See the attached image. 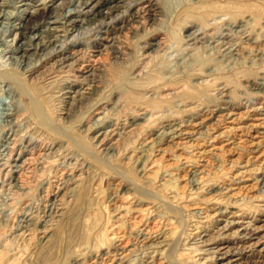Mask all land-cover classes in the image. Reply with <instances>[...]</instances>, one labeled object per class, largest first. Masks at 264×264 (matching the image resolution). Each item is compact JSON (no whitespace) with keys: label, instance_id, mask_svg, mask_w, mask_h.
<instances>
[{"label":"rangeland","instance_id":"1","mask_svg":"<svg viewBox=\"0 0 264 264\" xmlns=\"http://www.w3.org/2000/svg\"><path fill=\"white\" fill-rule=\"evenodd\" d=\"M188 1L163 0V5L159 4L161 7L159 14L162 15L156 16L161 19L151 17L149 20L145 18L141 22L128 24L113 35L114 37L117 35L114 38L116 40L113 39V42L103 46L98 45L97 48L93 46L95 29L85 28L83 34L75 39L82 41L83 44L74 50V57L61 67L53 60L44 63L34 73L36 77L18 69L7 58V47L0 45V70L15 69L27 89L44 101L47 106L44 110L51 122L61 115L62 119L59 121L61 126H66L67 131L79 139L77 144L81 146L86 144L89 150L97 155L93 159L88 152L79 148L67 133L57 135L39 128L29 111L24 119L21 118L12 125L7 124L6 112H10L11 104H19L25 110L27 103L23 95L11 92L12 83L0 77V152L5 149L7 140L5 138L12 134L14 136L12 153L8 154L7 158L5 156V159L0 156V163L3 159L5 165L4 167L0 164V264H103L105 261L108 262L104 264H116V257L112 256L116 250L119 252L127 250L130 264H147L154 255L143 246V242L152 244L163 238L164 245L162 244L159 252L161 256L158 257L162 263L208 264V261L202 258V254H199L200 250L195 240L199 234L206 231L212 233L216 236L215 240H218L219 227L224 222L200 220L201 213L197 206H200L201 200L198 197H190L193 192L190 173L192 168L182 165V155L189 157L205 172L203 177L208 193L203 195L207 194L208 197L212 196L211 194L218 195L225 187L232 189L231 193L235 190L238 192L231 200L226 199L227 202L221 203L220 208L223 212L226 207L233 205L239 208L246 220L253 222L261 220L264 223V187L256 184V188L250 190L251 182L247 181L249 178L245 181L232 178L230 160L233 157H241V154L243 158L249 155L250 151L244 148L250 139L249 134L243 132L227 134L222 139L228 140L229 144L225 146L228 148L221 150L219 152L221 154L206 157L205 160L197 157L196 150L184 153L175 147H169L159 158L158 166L150 178L137 171L131 164V157L145 136L158 130L172 117L181 120L192 113V109L181 108L177 105L178 102H182V106H188L187 102L190 100L205 103L208 106L206 114L210 116L215 115L216 111L219 112L221 105H227L243 115L250 113L252 105L264 107V0L228 3L230 4L228 10L234 20L240 24L242 21L247 22L243 32L237 38H233L234 41L246 44V51L259 54L263 62L255 65L238 64L228 71H218V74H213L209 76L210 78L203 75L205 66L196 74L177 76L178 74L173 72L175 76L168 74L169 78L166 79L161 76V69H174L173 62L186 40L184 39L183 43L181 38L187 26L192 25L191 29L203 28L207 21L225 13L228 6L221 1L219 4L223 5L219 6L217 13H212L211 19L204 21L195 7H187ZM0 3V8L6 3L4 10L7 13L16 12V7L11 6V0H0ZM38 3L31 2L35 7ZM4 22L9 23L11 19ZM219 28L214 25L210 31L207 30L211 35H207L205 40L214 35L217 38ZM12 38L13 36L8 37L9 40ZM69 38L65 43L73 40L72 37ZM150 42L158 44L148 49L146 46ZM195 43L201 45L198 41ZM170 46L173 50L166 51ZM96 49H99V53L95 52ZM142 51H147L146 56L142 55ZM195 53L202 56L201 58L205 56L204 59H210L206 48L201 47ZM85 71L93 72L94 76L86 77L89 73ZM93 77L99 80V95L92 102H86V106L83 105L80 111L79 107L71 106L64 98L65 88L72 81L80 84ZM247 82L255 85H247ZM222 91L229 97L227 99L229 103L224 101L223 97H218ZM68 108L72 109L69 111L72 117L69 118L73 120L63 119L62 112H67ZM143 112L146 117L142 120ZM107 113L114 118L116 127L121 130V146L114 153L109 150L100 152L94 144L95 140L91 138L89 129L96 118L109 116ZM68 120L72 122L69 123ZM133 122H137V125H133ZM130 126L134 127L132 134H126V128ZM23 149L26 152L24 168H21L19 173L21 175L17 176L18 181L14 183L15 180L7 165L10 164V157H16ZM107 153L110 159L107 158ZM171 166L178 170L172 177L166 176L165 174L169 173L168 167ZM182 175L186 177L184 181L180 179ZM129 176H135L144 188L139 190L134 188L127 180ZM257 176L259 174L254 177ZM74 183L78 188L87 189L88 196L86 195L85 201L77 208L75 200L67 203L70 213L75 211L77 216L72 235L66 238L70 224L55 221L49 238L44 239L46 241L44 242L40 238V230L44 223L48 224L54 220L50 208L57 200L54 197L57 187L60 185L65 191L74 186ZM116 188L120 195L124 194V199L129 201L127 205L133 208L131 213L124 214L127 209L122 210L119 203L112 199ZM158 195L168 203L158 200ZM26 217L31 219L29 227L16 230L20 219ZM23 230L31 233L30 240L22 239L20 233L24 232ZM241 248V244L234 240L229 246L232 254H240L241 264H257L255 255H249ZM261 259V264H264V258Z\"/></svg>","mask_w":264,"mask_h":264},{"label":"bare ground","instance_id":"2","mask_svg":"<svg viewBox=\"0 0 264 264\" xmlns=\"http://www.w3.org/2000/svg\"><path fill=\"white\" fill-rule=\"evenodd\" d=\"M221 1L228 5L226 7V12L219 15L216 14V18L211 19V14L217 13L219 6L223 5L219 4ZM239 1L245 2L248 0H189L188 6H184H187L188 8L195 7V9L201 13V17L204 21L208 20L209 18L211 20L207 21L203 28L191 29L192 25L187 26V29L183 31V37L181 38L183 43L184 39L186 40L183 44L180 54L176 55V58L173 62L174 69H161V76L166 79L169 78L167 76L168 74H170V76L174 75L175 73L178 74L177 76L182 74L187 75L189 73L196 74L197 72H201L202 67L205 66L206 69L203 70V75H205L207 78H210L209 76L218 74V71H228L238 64L249 63V65H255L262 61L264 57L262 58V56H259L255 50L254 53L256 54H253L252 51L249 50L246 51V44L234 41L233 39L237 38L239 34L243 32L244 26L247 25V22L245 21H242V24H240V22L238 23L237 20H234L233 15L228 10L230 4ZM31 2H35V4L39 2L40 4L38 3V5L35 7V5H32L33 3L31 4ZM31 2L25 0H11V6L16 7V12L12 11L11 13H7L4 10L6 3H3V6L0 8V45H5L7 47V58L12 63H14L18 69L27 72L30 76L37 72V68L51 60L57 63L60 67L66 65L65 63L74 57V50L79 47V45L83 44L82 41L75 39H77L81 33L83 34V30L85 28L88 29V27H93L95 29L96 32L95 36L93 37V46H95L94 48H97L98 45L103 46L116 40L114 38L117 35L115 37L113 35L127 27L128 24L141 22V20L145 18L146 20H149L151 17L152 19L153 17L155 19L156 16H161L162 14H159L161 13L159 12V9H161L159 4L162 3L163 5V0H31ZM16 3L20 6H17ZM31 6L35 8L30 10L29 8H32ZM156 18L161 19V17ZM7 19H11V22H4V20ZM214 25L220 27L217 33V38L216 35H214L212 37L213 39L210 36L209 39L205 40L207 35H211L209 34L210 32H207V30L210 28L212 29ZM9 36H13V38L9 40ZM69 37H72L73 40L70 43H65V40ZM195 41H198V43L201 45L198 46ZM114 43H112V45ZM157 44L156 42H150L146 47L151 49ZM201 47L204 49L206 48V51L209 53L208 57H210V59H204L205 56L201 58L202 56H199L195 53V51L199 50ZM172 48L173 47L170 46L166 51L170 49L169 51L171 52L173 50ZM95 52L99 53V49H96ZM146 52L147 51H142V55L146 56ZM207 62L209 64L206 65L205 63ZM197 66L201 67L198 68ZM85 73H89L86 76L88 78L90 76H94L93 72L90 73V71H85ZM0 77L3 78L4 81L12 83L10 86L11 92L23 95L27 103V109L25 108L26 112L24 109H22L21 105L16 103L11 104L10 112H6L7 124L12 125L19 119H24L25 114L29 111L31 116L34 117L38 123L36 124L39 126V128L45 130L46 132L55 133L57 135H64L63 133H67V135L69 134L74 143H76L79 148L81 147L83 150L88 152L89 155L93 157V159L96 158L97 155L95 152L90 151L86 144H83L82 146L77 144L79 139L68 132L66 126H61L59 122L62 119L61 115L57 117L53 123L51 122L50 117L44 110V108L47 107L44 101L30 92L31 90L27 89L15 69H1ZM98 82L99 80L97 77H93L90 80L88 79L85 81V83L80 84L72 81V83H70L67 87L64 85V87H66L64 91V98L68 100V103L71 106L75 108L79 107L80 110V108H82L86 102H92V100L96 99L99 95ZM250 84L251 86L255 85L251 82H247V85ZM260 84H262V82ZM218 97H223L224 101L229 103V100L227 101L229 97H227L224 91L219 93ZM182 104V102L177 103V105L181 108L189 107V109H192V113H190L186 119L179 120L175 117H172L168 119L158 130H155L152 134L145 136L140 143V146L137 148V150H135V153H133V157H131L132 166L135 167L137 171L150 178L158 166L157 164L159 163V158L165 151L168 150L169 147H175L184 153L187 151L193 152L196 150L198 155L197 157L203 158L205 160L206 157L213 155L216 156L221 150L228 148L225 147L229 144L228 140L222 139V137L230 133L243 132L247 135L249 134L250 136V139L248 141L246 140L247 147H244L247 148L250 153L245 158H243L241 154V157H233L230 160L231 169L233 172L232 178L235 180L243 179L244 181L246 178H249L247 181L251 182V185L249 186L250 190L255 189L256 184L259 185V187H264V107L262 105L258 107L252 105L250 106L251 111L249 109L250 113L248 115H243L233 111V109H230L227 105H221L219 107L220 111H216L215 115L210 116L206 114V109L208 106L205 103L190 100L187 102L188 106H182ZM71 110L72 109L69 110L68 108L67 112H62V114H64L63 119H71L69 118L72 117L71 113L69 112ZM145 117V112L141 113L142 120L145 119ZM70 122L72 121H69V123ZM114 122V118L110 115H106V117L99 116L89 128L92 134L91 138L95 140L94 144L100 149V152L109 150L110 152L114 153L115 151H118L119 147L121 146V130L116 127V122ZM133 125H137V122H133ZM57 128H62V130L58 131ZM133 129L134 127L131 126L126 128V134L131 133ZM5 139H7L5 141V149L0 152V156H3L4 159L5 156L7 158V155L12 153L13 147L11 145L14 143V136L12 134ZM242 140L244 142V139ZM232 148L233 147H231V149ZM109 153H107V158ZM25 154L26 152L23 149L16 157L11 156L10 159L8 158L10 161V164L7 165L10 168L8 171H11V175L15 180L14 183H17L18 181L17 176L19 177V175H21L19 173L23 167V163L25 162ZM236 154L239 155V152ZM181 160L182 165L192 168L190 173L192 175L191 190L193 192L190 194V197H198L201 200L200 206H197V210L201 213L200 220L204 222L214 220L224 222V224L219 227L220 232L217 230L220 236L218 240H222L221 242L215 240L216 236H214L212 233H209L208 231L199 234L200 237L198 236L197 240H195L198 250H200L199 254H202V258H205L204 261H208V264H241V257L239 256L240 254L234 255L229 249L231 242L234 240L241 244V249H243V252L245 251L248 252L249 255H255V260L261 264V258H264V223L261 220H258V222L246 220L239 208L233 205L229 208L226 207L224 209L225 212H223L220 208L221 203L225 201L227 202L226 199L231 200V197L238 194V192L235 190L234 193H231L233 192L232 189L225 187L219 191L218 195L211 194L212 196L209 197L207 194L203 195V193H208L206 181L203 177L205 172L201 170V166L198 167L195 163H193V160H190L189 157L182 155ZM0 164L5 167L3 159ZM168 170L169 173L165 175L172 177L174 172L178 169L171 166L168 167ZM257 174H259V176L254 177ZM252 177H254V182ZM75 179H77V177ZM180 179L184 181L186 177L182 175L180 176ZM19 180L21 179L19 178ZM127 180L137 190L144 188L143 184H141V182H139L135 176H129L127 177ZM122 193H124V191ZM86 195L87 189L83 187L78 188V185L75 183L74 186L66 189L65 191L59 185L54 193V197L57 200L50 208V213H53L54 220L51 221V223H44V225L42 224V230H40L41 240H46L49 238V232L52 230V227L55 226V221H65L66 224H70L68 225L69 228L68 232L66 233V238L69 237L70 234L72 235V230L77 216L75 211L70 213V207L67 205V203L71 200H75V205L77 208L85 201L86 197L88 196ZM124 197V194L120 195V192L117 188L112 194V199L119 203L120 208L122 210L127 209L124 214L131 213L133 208H130L129 205H127L129 201L125 200ZM157 198L161 202L168 203L159 195ZM30 223V218L26 217L24 219H20V224L17 226L16 230L20 231L23 228H28ZM26 232L28 231L20 233V236L23 240H30L31 233ZM57 232H59V230H57ZM45 240L44 242H46ZM163 240L158 242L156 241L157 243L152 244L143 242V246H146L147 249L154 255L152 260L147 264H164L162 263L161 258H158L161 256L159 252H161V246L164 245ZM114 252L115 253H113L112 256L116 257V264H130V255L127 253V250L121 252L116 250ZM106 262L108 261H105L104 263Z\"/></svg>","mask_w":264,"mask_h":264}]
</instances>
